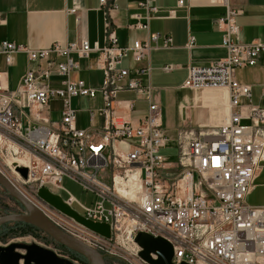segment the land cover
Segmentation results:
<instances>
[{"label": "built area", "instance_id": "2783aa9c", "mask_svg": "<svg viewBox=\"0 0 264 264\" xmlns=\"http://www.w3.org/2000/svg\"><path fill=\"white\" fill-rule=\"evenodd\" d=\"M119 1L99 0L102 44L86 38L43 49L1 44L8 66L25 54L29 67L16 90L7 88L0 73V173L57 228L102 254L106 264H149L140 257L139 233L167 240L174 264H264V206L247 203L264 169V85L255 103L254 87L237 78L238 70L254 67L264 57V42H242V9L231 0H211L225 9L215 27L223 33L227 56L189 66L183 87L194 93L226 92L229 114L216 128L183 126L172 137L150 82V59L153 50L173 48V38L151 34L122 46ZM184 5L179 0L178 6ZM158 11L156 0H138L127 29L149 31ZM4 23L0 12V25ZM195 41L191 36L188 48ZM93 55L89 70L102 73L99 87L76 77L81 62ZM128 58L135 66L125 65ZM141 63L145 65L137 66ZM162 70L170 73L176 66ZM123 94L142 100H122ZM98 96L100 105L87 109L89 127L79 128L76 101H97ZM137 101L147 108L132 118ZM55 102L60 103L56 110ZM172 148L175 161L166 154ZM17 168H26L27 178ZM65 178L95 196L90 206L54 192L64 190ZM40 188L60 196L86 220L109 225L110 238L41 199Z\"/></svg>", "mask_w": 264, "mask_h": 264}, {"label": "crops", "instance_id": "0c3cea01", "mask_svg": "<svg viewBox=\"0 0 264 264\" xmlns=\"http://www.w3.org/2000/svg\"><path fill=\"white\" fill-rule=\"evenodd\" d=\"M137 2L138 0L119 1L118 21L121 28L117 30V35L120 44L129 46L137 39L147 40L151 34H168L174 41L173 48L153 50L150 59L152 67L150 82L156 89L161 103L165 129L168 131L165 104L175 106L179 115L182 114V124L179 128L193 127V110L199 104L198 100H201L200 108L203 111L200 119L196 120L197 127L216 128L223 124L229 114L226 92L203 90L194 93L185 89L183 85L188 77L189 66L208 65L227 56V50L222 45L223 33L215 27L216 20L224 15L225 9L212 4L211 0H185L183 7L178 6L179 0H156L159 11L157 18L151 21L149 31L128 30L127 26L133 23L130 14L135 12ZM231 2L233 6L243 11L238 18L241 41L247 44L264 42V0H231ZM98 8L99 0H0V12L5 18V23L0 25V46L7 41L26 44L33 49H43L49 48L55 42H75L82 38L88 39L92 44L96 42L102 44L104 22ZM73 9L77 11L74 13ZM191 36H194L196 41L193 48H188ZM95 57L93 55L91 61H82V71L76 76L86 80L93 87L101 85L103 80L100 71L89 70L90 65L95 62ZM168 64L176 66V70L165 73L162 67ZM125 65L135 66L131 58L126 59ZM141 65L145 63L137 66ZM28 67L29 62L25 54L17 55L13 66H8L5 57L0 54V73L10 90L19 87ZM95 72L101 74V81L97 84L91 79V74ZM237 78L243 83L252 85L254 100L260 101L261 89L264 85V57L256 66L238 70ZM121 99L142 100L134 94H123ZM82 100H86V105L88 101L99 100L100 105L102 98L98 96L95 99L97 101L79 99L76 105L80 110L83 106ZM175 100H181L179 105ZM88 108L90 107L87 105ZM146 108L147 104L144 101H137L135 106L137 112L132 113L131 117L142 116ZM88 127L89 115L85 128ZM174 152H176L175 148L166 151L173 161L176 159ZM256 206H264V204Z\"/></svg>", "mask_w": 264, "mask_h": 264}, {"label": "water", "instance_id": "95a60500", "mask_svg": "<svg viewBox=\"0 0 264 264\" xmlns=\"http://www.w3.org/2000/svg\"><path fill=\"white\" fill-rule=\"evenodd\" d=\"M183 119H186L185 113ZM17 171L24 178H27L28 170L26 168H17ZM0 186L27 209V213L8 214L0 217V226L12 222L26 223L37 228L62 247L83 256L90 264H106L102 254L57 228L22 191L1 173ZM38 196L66 215L76 219L90 230L110 238L111 230L109 225L86 220L66 205L60 196L52 193L49 189L40 188ZM136 243L141 249L140 257L149 264H174V250L167 240L161 237H153L146 233H139L136 237ZM0 264L75 263L69 259L60 257L55 251L36 243L12 242L6 246L0 245Z\"/></svg>", "mask_w": 264, "mask_h": 264}, {"label": "rangeland", "instance_id": "374dc122", "mask_svg": "<svg viewBox=\"0 0 264 264\" xmlns=\"http://www.w3.org/2000/svg\"><path fill=\"white\" fill-rule=\"evenodd\" d=\"M91 79L94 84H97L101 81V74L99 72H95L91 74ZM100 85L96 86L99 87ZM83 101L82 109L80 110L78 114V125L79 128H85L88 124V114H87V105L89 107H96L99 105V100L97 102H87L86 100ZM176 104L179 105L181 100H175ZM201 100H198V105L193 110V122L194 126L187 128H192L196 130H200L199 127H197L196 120L200 119L202 108H200ZM255 103H258L259 100H254ZM60 103L55 102L53 104L54 110L58 109ZM165 114L168 117L167 121V127L169 134L174 137L177 131V128H179L182 124V114L179 115V113L176 111L175 106H171L167 103L165 104ZM206 130V129H204ZM212 130V129H210ZM176 152H174L175 154ZM259 179L256 181V187L255 191L250 194V196L247 199V203L251 206H256L260 204H264V171L260 175ZM64 190H55L54 192L57 194H60L64 198L68 197L69 194L73 195L81 204L85 206H90L91 203L95 200V196L89 192H86L82 189V187L74 182L73 180L69 178H65L62 183ZM29 193H33L28 189ZM23 214L27 213V209L22 206L19 202H17L15 199H13L1 186H0V217L8 215V214ZM0 237V245L6 246L12 242H22V243H36L39 244L45 248L51 249L55 251L60 257L69 259L73 261L75 264H85L80 259H76L74 255L68 251L66 248L62 247L61 245L57 244L55 241H53L49 236L44 234L41 231L33 230L31 227L23 226V225H15L13 223L10 224V227L4 229L3 232H1Z\"/></svg>", "mask_w": 264, "mask_h": 264}, {"label": "trees", "instance_id": "16d2710c", "mask_svg": "<svg viewBox=\"0 0 264 264\" xmlns=\"http://www.w3.org/2000/svg\"><path fill=\"white\" fill-rule=\"evenodd\" d=\"M12 223L15 224V225H23V226L31 227L33 230L40 231V230H38L37 228H35V227L31 226V225H28V224H26V223H18V222H12ZM10 224H11V223H7V224H4V225H1V226H0V237H1V234H3V233H1V232H3L4 229L10 227ZM67 250H68V249H67ZM68 251H70V250H68ZM70 252L74 255V257H76V259H80V260H81L82 262H84L85 264H90L89 261H88L86 258H84L83 256H81V255H79V254H77V253H75V252H72V251H70Z\"/></svg>", "mask_w": 264, "mask_h": 264}, {"label": "bare ground", "instance_id": "6f19581e", "mask_svg": "<svg viewBox=\"0 0 264 264\" xmlns=\"http://www.w3.org/2000/svg\"><path fill=\"white\" fill-rule=\"evenodd\" d=\"M8 179V178H7ZM17 187V186H16ZM20 191H22V189H20L19 187H17ZM23 192V191H22ZM25 194V193H24Z\"/></svg>", "mask_w": 264, "mask_h": 264}]
</instances>
